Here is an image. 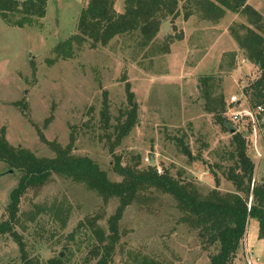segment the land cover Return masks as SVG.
Segmentation results:
<instances>
[{
	"label": "rangeland",
	"instance_id": "1",
	"mask_svg": "<svg viewBox=\"0 0 264 264\" xmlns=\"http://www.w3.org/2000/svg\"><path fill=\"white\" fill-rule=\"evenodd\" d=\"M247 1L264 22V0ZM88 2L48 0L42 25L20 27L0 16V129L8 140L48 157L57 154L56 146L69 145L72 153L92 157L114 180L122 178L114 169L120 155L123 164L155 163L200 194L217 188L252 200V192L238 188L227 171L235 147L233 125L255 162L254 181L264 182V112L251 105L244 88L260 68L246 57L232 28L242 32L243 24L262 31L261 22L231 9L217 19L199 12L185 17L187 0H179V14L164 19L145 46L137 33L125 32L106 44L94 38L76 43L71 57L58 55L55 45L78 31V16ZM114 7L124 11L125 0H114ZM203 74L215 75L214 91L201 85ZM128 88L139 103L138 121L112 147L106 132L115 140V124L129 105ZM234 94L238 100L233 103ZM106 99L112 123L108 131L101 120ZM248 106L253 116L232 119L233 110L245 112ZM223 107L226 124L217 117ZM178 137L192 156L181 149ZM20 175L0 160V220L8 215L10 192ZM118 201L54 173L22 195L15 227L24 249L11 233L0 235V264H46L58 255L66 264H94L95 238L84 222L98 216V223L108 228ZM120 233L110 264H135L134 258L144 255L169 264H211L219 247L200 235L172 194L157 188L144 190L126 208ZM231 264H264V238L256 218L250 217Z\"/></svg>",
	"mask_w": 264,
	"mask_h": 264
},
{
	"label": "trees",
	"instance_id": "2",
	"mask_svg": "<svg viewBox=\"0 0 264 264\" xmlns=\"http://www.w3.org/2000/svg\"><path fill=\"white\" fill-rule=\"evenodd\" d=\"M48 0H0V16L8 24L23 27L42 25L47 12ZM185 17L195 12L210 18H219L227 9L241 11L253 21H260L262 14L247 0H187ZM179 14V0H125V10L118 12L114 0H89L78 16L77 32L60 40L54 47L58 55L71 57L75 44L89 38L108 43L115 35L127 32L137 33L143 46L151 42L159 30L160 23L168 16ZM261 30L243 25L244 31L233 27L232 31L248 59L256 62L259 75L244 88L249 94L252 106L264 105V22L258 24ZM214 74H203L200 83L207 91H214ZM222 96V95H221ZM223 98V97H221ZM129 105L122 110L115 124V140L106 132L111 146L120 143L138 121L139 103L135 92L128 88ZM223 104V99L220 101ZM218 113V121L225 123L226 116ZM102 125L112 126L109 104L105 100L102 109ZM235 147L231 152L232 164L227 176L238 188L252 192L248 200L239 192H221L213 188L203 195L186 183L179 181L167 170L159 171L155 163L146 167L139 163L123 164L116 155L115 171L122 175L119 180L110 178L108 172L89 155H78L70 146H56L53 157L39 156L22 145L12 144L6 137L4 127L0 129V160L21 171L18 184L10 192L7 217L0 220V235L11 233L24 249L22 234L16 229L22 195L33 186H41L54 174H60L84 183L88 188L103 195L106 200L118 198V205L108 217V228L98 223V216L89 218L85 224L90 228L91 254L94 264H110L120 240V223L126 208L139 200L141 193L157 188L172 194L178 206L187 213L188 221L199 229L200 235L211 243L218 242V250L211 255V264H231L240 241L244 237L250 217L259 222V233L264 238V182L254 181L255 162L247 152L246 139L240 131L233 132ZM181 149L192 156L191 149L180 137ZM135 264H169L147 255L134 258ZM46 264H66L61 255L50 258Z\"/></svg>",
	"mask_w": 264,
	"mask_h": 264
},
{
	"label": "built area",
	"instance_id": "3",
	"mask_svg": "<svg viewBox=\"0 0 264 264\" xmlns=\"http://www.w3.org/2000/svg\"><path fill=\"white\" fill-rule=\"evenodd\" d=\"M238 100V96L236 94L232 95L231 97V102H237ZM249 107V106H248ZM244 108L245 112H243V110H233L232 111V119L233 120H240L244 117V115L248 114V115H252L253 116V112L252 109L249 107ZM257 109L260 113L264 112V105L263 104H259L257 105ZM261 155V154H260Z\"/></svg>",
	"mask_w": 264,
	"mask_h": 264
},
{
	"label": "water",
	"instance_id": "4",
	"mask_svg": "<svg viewBox=\"0 0 264 264\" xmlns=\"http://www.w3.org/2000/svg\"><path fill=\"white\" fill-rule=\"evenodd\" d=\"M168 26H169V21L167 20V21L164 23V25H163V29H164L165 33L168 32ZM230 129H231L232 131H236V130H237V127L232 125V126L230 127ZM154 160H155V157L153 156V162H154Z\"/></svg>",
	"mask_w": 264,
	"mask_h": 264
}]
</instances>
